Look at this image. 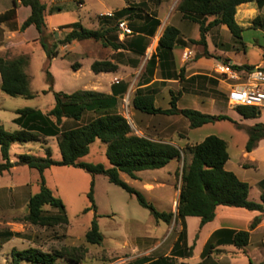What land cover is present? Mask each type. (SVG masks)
Segmentation results:
<instances>
[{
  "label": "trees",
  "instance_id": "obj_1",
  "mask_svg": "<svg viewBox=\"0 0 264 264\" xmlns=\"http://www.w3.org/2000/svg\"><path fill=\"white\" fill-rule=\"evenodd\" d=\"M25 6L31 7L30 16L24 21L21 30L34 25L39 31L41 43L47 58L59 56L60 45L69 44L75 40L93 39L100 41L103 46L114 50L131 49L139 55L145 53V47L138 44L145 42L146 38L153 37L161 24L159 18L150 13L142 14L144 3H131L128 6L114 12L113 17L100 16V27L92 29L85 27L80 22H75L69 27L71 30L64 37L57 38L50 31L46 22V3L43 0H20ZM160 3L161 0H151ZM255 2L258 8L264 7V0H180L177 10L185 19L197 22L200 27V38L191 42L206 45L207 33L214 27L226 25L231 34L240 39L243 26L237 21L238 6L243 3ZM81 3V2H80ZM126 18L132 33H138L134 40L120 41L119 26L117 21ZM212 17V19H209ZM137 20L143 22L136 25ZM253 26H264L260 15L253 19ZM180 39V30L174 25H167L158 40L156 51L148 59L145 69L149 83L154 76L155 68L163 67L164 63L172 58L174 45ZM135 44V45H134ZM206 54H209L208 52ZM29 57L21 55L8 58L0 53V73L2 77L1 90L9 96L33 98L30 78L26 73ZM138 66L139 60L133 62ZM91 69L95 73L116 72L119 64L109 59L95 60ZM49 80L52 76L47 71ZM172 75V74H170ZM180 81L183 88L189 90L187 85H192L197 79L215 80L207 75L198 74L189 78L185 76V69L181 68ZM120 90L113 88L112 94L91 89H79L71 93L64 91L54 92L55 102L52 108L44 112L33 107H23L16 110L17 117L14 123L19 129L10 131L0 124V148L2 162L0 172L8 171L14 163L11 161V147L16 142H41L48 137H55L61 152V160L52 157L50 148L46 149V156L39 157L30 153L18 155V163L27 165L41 173L40 191L31 195L28 201V214L26 220L34 225L54 227L68 223L65 205L61 198L56 197L52 190L46 186L43 173L52 166H71L95 175H104L111 183L117 184L131 194H135L143 206L149 208L154 217L170 224L172 220L180 219L183 224L179 240L175 244V251L181 247L184 240L186 225L184 219L187 216L201 218V226L212 221L216 216L219 205L230 207H242L248 210L264 212V179L260 182L262 188L261 201H253L249 198L250 184L241 180L233 171L226 168L230 155L228 143L217 135H208L201 142L185 147H178L170 142L153 140L145 136L136 135L133 132L129 120L119 112L118 96L122 95L128 87L127 83L120 84ZM142 84V83H141ZM144 84V83H143ZM179 96L172 95L170 107L162 108L155 103V94L150 88H138L132 100L135 109L148 114L175 115L180 114L190 122L191 128L200 127L206 123L219 120H232L225 114H209L194 108H182L177 105ZM244 118L252 119L260 115V110L251 106H238L235 108ZM91 113L92 116L83 122L84 116ZM65 119H72L77 124L71 128L63 129ZM80 122V123H79ZM249 138L246 150L252 151L258 142L264 139V123L258 122L247 128ZM101 140L107 144L106 156L110 167L102 163H89L80 159L90 151V145L95 140ZM186 153L191 155L187 159ZM183 160L181 171V183L176 212L160 211L152 203L147 201L142 193L124 181L121 173L131 178H136V173L143 170L160 169L172 160ZM91 206L96 209L94 202V181L89 192ZM46 206L57 208L56 213L45 209ZM255 219L248 230L221 229L216 231L207 243L203 255H207L213 248L212 241L218 236H223L221 241L232 243L243 248L250 241V229L258 224ZM20 232L10 229L0 230V247L14 237H20ZM86 240L91 244H101L104 234L96 221L86 232ZM264 247V246H263ZM193 246L182 255H192ZM80 257L71 252L61 250L45 251L39 247L29 246L23 249L13 248L9 264H80ZM148 264H171L166 257H160ZM189 264V263H183ZM200 264V263H199Z\"/></svg>",
  "mask_w": 264,
  "mask_h": 264
},
{
  "label": "rangeland",
  "instance_id": "obj_2",
  "mask_svg": "<svg viewBox=\"0 0 264 264\" xmlns=\"http://www.w3.org/2000/svg\"><path fill=\"white\" fill-rule=\"evenodd\" d=\"M131 3L138 4L137 0H129V4ZM62 5V10H57L52 14L47 13L46 15L47 26H56L58 28L55 31L56 35L58 33L55 36L57 38L64 37L66 31L63 30V27L74 22H81L85 27L95 29L96 15L100 11L107 8L122 7L125 3L124 0H86V4L82 6L80 1L64 0ZM145 5L143 12H141L142 14L149 11ZM100 14L101 12L98 14V18ZM260 16L264 22V12ZM252 21H250V25L247 24V21L242 22L243 31L240 39L234 37L229 30L212 31L208 39V51L211 54H206L208 51L204 50L205 52L202 55L212 60L214 59L215 66L203 72L210 74V78L217 83L210 79L202 78L197 79L192 85H187L190 93L199 95L201 99H215L213 108H210L207 104L199 103L197 101L198 97L190 99L192 98L190 96L182 99L179 107H195L198 110L203 109V111H209V113H217L223 109L220 104L229 106L225 93L226 86L223 83H221L220 88L217 86V84H220V80L215 70L218 63L216 58L221 55L223 61L234 60L235 63H245L251 66L264 62V26L254 27ZM173 23L175 25H183L179 19H174ZM191 26L193 28L190 31L199 37L198 26L194 23H191ZM198 50L201 51V48L198 47ZM200 55L197 52L193 59ZM150 56L151 54L140 56L137 59L140 60L139 65L137 67L130 66L131 68L126 72V78L130 82L133 84L138 82L145 72ZM74 60V57H59L54 62H51L47 59L46 53L42 48L37 49L32 55L30 64L26 67L29 73L31 91L35 96L33 98L12 97L3 93L5 98L2 97L0 101L12 108L20 105L41 109L44 112L49 111L55 102L54 92H74L82 89L83 83L87 80L84 77L81 80L76 79L72 75L73 69L70 65ZM47 71L50 72L53 82L49 80ZM131 100L132 98L121 99L118 109L129 120L133 132L136 134ZM170 100L171 96H169L168 102L166 99L161 98L156 105L164 108L170 107ZM260 113L261 121L259 122H262V120L264 121V109ZM11 114H13L12 110H6L1 116L7 129L15 126L9 121ZM91 116V113H87L83 122L87 121ZM181 116L185 122H188L186 117ZM178 118L181 117H167L162 114L149 118L147 121L149 124H153L154 135L166 136L165 133H159L158 131L173 127L177 129L184 127L183 122H180ZM75 125L72 121H66V123L63 121L62 128L68 129ZM231 128L234 130V139L231 142L230 151L233 159L240 161L242 151L245 149L249 138L248 126L244 119L243 121L237 119L233 125L223 120L215 121L206 125L203 129L193 131V135L202 137L204 133L209 131L226 135L227 130ZM236 130H238V133L235 134ZM180 135L183 136L184 134L181 133ZM47 148H50L54 159L61 160V152L55 137L45 138L42 143H13L11 161L14 166L8 171L0 172V230L10 229L21 234L20 237H14L0 247V264H9L13 248L23 249L29 246L39 247L45 251L61 250L71 252L75 256L80 257V264H126L128 257L132 254V247L137 244L149 247L155 241L161 242L163 245L152 254L153 257L163 254L166 247L173 240L177 232V226L181 227L180 222L175 218L170 224L163 220L158 221L149 208L140 204L135 194H131L121 186L111 183L104 175L92 176L76 167L57 165L46 169L43 173L46 186L52 190L56 197L62 199L69 220L68 223L54 227H43L27 221L29 198L40 191L42 178L38 170L18 163V155L30 153L35 156L45 157ZM106 149L107 144L97 139L90 145L89 153L80 160L89 163H102L110 167L111 164L106 156ZM186 155L187 159H190L191 155L189 153H186ZM0 162H2L1 148ZM174 164L172 163L170 166L173 167ZM182 166L183 160L181 159L175 175L162 172L161 176L175 183L176 181L179 182L181 181ZM242 170L238 172L239 177H249V181H257L264 176L263 168H244ZM122 179L134 188L138 185L137 181L126 174H123ZM92 181H94L96 209L86 210L92 204L89 198ZM252 185L250 198L253 201L260 202L259 191L261 186L256 182H253ZM165 190L164 193L159 195L155 192L148 194L138 191L158 210L169 212L172 209L174 189L167 187ZM45 209L52 213L58 211L57 208L50 206H46ZM192 218L197 219L195 216ZM93 221L97 222L101 232L104 234V240L99 245L91 244L86 240V232L92 227ZM125 243L129 244V246H125ZM255 257H259L258 254Z\"/></svg>",
  "mask_w": 264,
  "mask_h": 264
},
{
  "label": "crops",
  "instance_id": "obj_3",
  "mask_svg": "<svg viewBox=\"0 0 264 264\" xmlns=\"http://www.w3.org/2000/svg\"><path fill=\"white\" fill-rule=\"evenodd\" d=\"M43 1L46 3L47 6L45 11L46 15L47 13L52 14L57 10H62L63 8L62 2L64 0H43ZM76 1H80L82 6L86 4V0H76ZM179 2L180 0H161L160 3H153L150 2L149 0H137V3L146 4L145 5L146 9L149 10L148 13H150L151 15L153 14L161 21L160 24L161 27L159 26L156 31V34L158 35L155 34L154 35L155 37L154 36L148 37L146 38L145 42L143 41V43L138 44L139 48L142 47V45L146 46L145 53L143 55H139L133 50L127 48L114 50L111 47L103 46V44L100 41H96V40L90 41L93 39H86L80 41L75 40L69 44L60 45L59 56L51 59L50 61L54 62L59 57L62 58L74 57L75 60L70 65L71 68L73 69L72 75L76 79H80V80L82 79V77L87 78L86 82L83 83L84 85L82 89H91V90L102 91L107 94H112L114 87H116V90H120L121 86H118L119 82H121L120 84L127 83L128 84L127 90L122 95L118 96L119 103L121 99L126 100L132 98L133 100L135 92L138 88H150L155 94L156 104L159 102L161 98L166 99V101L168 102L169 96H171L172 99V95L174 94L179 96L177 102L178 107L182 99H185L186 97L190 96L192 97L190 99H194L195 97H198L197 101L199 103H202L204 105L207 104L210 106V108H213L214 106L213 103L215 102V99L206 98L205 100H203L199 95H194L190 93L189 90H185L183 88L184 83L180 81L179 74L181 68H184L186 78L198 74L209 76L210 74L203 71L207 69L208 70L212 69L215 66V61L214 59L212 60L209 57L202 55L205 51H208V39L211 36L212 31H217V30L228 31L229 29L226 25L223 24H220L212 28L207 33L206 45L191 42L192 39L200 38V36L198 37L197 34L194 35L193 32L190 31V29L193 28L191 26V23H194L196 24V26H198L199 34H200V27L197 22H194L189 19H185L182 16V14L177 10V6ZM124 3L125 5L122 7H116L112 9L107 8L100 12L101 13L107 11L115 12L117 10H120L128 6L129 0H124ZM31 12H32L31 7L23 5L20 0H0V53L7 55L8 58H15L21 55H26L29 57L28 64H30L31 62L33 53L39 48L43 49L41 43L39 42V35H40L39 31L34 25H30L27 29L21 30L22 24L30 16ZM263 12H264V7L258 8L255 2L243 3L238 6L236 18L241 25H243L242 23L243 21H247V24L250 25V21H252L257 15H260ZM98 14L96 15V25L94 27L95 29L99 28L101 25L100 17L98 18ZM174 19L181 20V23L183 25H175L173 23ZM120 20H125L127 22V25L130 27V23L125 17ZM118 22L119 20L117 21V23ZM142 22H143L142 20H137L136 25ZM169 24L176 26L180 30V39L173 47L172 58L167 62H165L163 67L157 66L155 68L153 79L149 83H145L147 82L146 81L147 75L143 73L142 76L139 78L138 82L136 84H133L132 82H130V80L126 78L127 76L126 72L131 67H137L134 66L133 62H135L138 59V57L149 54L152 55L156 51V48L158 46V40L162 35L165 27ZM70 25L63 27V30L66 31L65 34L71 30V28L69 27ZM48 28L52 32L58 30L56 26H52V27L48 26ZM57 35L55 32V36ZM118 37L120 41H126V43H128L129 41H132L136 37H138V33H131L123 36L120 34V30H119ZM198 47L201 48V51L198 50ZM187 51H191V56L189 58L185 56ZM197 52L200 53L201 55L193 59L194 55ZM208 53L211 54L209 51ZM101 59H109L114 62H117L119 64V69L116 72H101V73L93 72L91 69L92 63L95 60H101ZM221 60H222V56L218 55L216 61H221ZM230 61L234 62V60H230ZM26 73L29 75L28 70H26ZM116 79H118L119 81H116ZM218 79L220 80L219 82L220 84H217L218 88L221 87L222 85L221 83H223V85L226 86L225 93L227 98L228 85L220 78V76L218 77ZM1 84H2V77L0 73V99L2 97L5 98V96H3L4 92L1 90ZM220 105L222 106L221 108H223L221 110L224 111L220 110L217 113H209V111H203V109H199V111L209 114H225L231 117L232 120L234 121H236L237 119L243 121L244 119L248 127L253 126L254 124L261 121L260 115L256 118L248 119V118H244L235 108L226 106L224 104L223 105L220 104ZM19 108H23V106L19 105L12 108L9 105H6L0 101V124H3L5 126L3 120L1 119L2 113L6 112V110L13 111V114H11V116L9 117V121L12 125L15 126L10 127L11 129H7L5 126L7 130L14 131L20 128L19 125L14 123L13 121L14 118L17 117L16 110ZM132 108H133L132 113L134 116L133 117L134 127L136 130V134L139 136H145L158 141L170 142L178 147H184L186 144H191V145L197 144L202 140H204L206 136L214 134L223 138L228 143V151L230 155V158L226 163V168L228 170L233 171L239 177L238 172H241V170L244 168L264 169V139L260 140L258 146L252 151L248 152L245 148L242 151L240 161L234 160L232 153L230 151L232 146L231 142L234 139L233 128L227 130L226 135H224L223 133L221 134V133L209 131L208 133H204L202 137H196L193 135L194 133L193 131L197 129H203L206 127V125L210 123H206L197 128H191L189 120L188 122H185L184 118H182L181 115L163 114V116H167V117H174V116L181 117L178 118V120L180 122H183L184 127L182 129L181 128L177 129L173 127L170 129L158 131L159 133H163V134L165 133L166 136H162V135L156 136L153 134V131L155 130L153 128V124H149L147 119L162 114H148L141 112L135 109L133 104H132ZM179 108L182 109L187 107H179ZM192 108L195 109V107ZM262 111L263 110H261V112ZM66 121H70V122L72 121L73 124L74 123L77 124V122H75L72 119H65L64 123H66ZM223 121H227V123L230 125L234 124V122L231 120H223ZM261 123H264V121L262 120ZM181 133L184 135L183 136L180 135ZM236 133H238V130H236L235 134ZM172 163H175L173 167L170 166ZM178 166H179V161L172 160L169 164H167L163 168L153 169V170H143L137 172L136 173L137 177L133 178L135 181L138 182V185L135 188L140 191L146 192L148 194L155 192L158 195L164 193L167 187L173 188L174 191H173L171 211L176 212L181 181L179 182L176 181L175 183L174 181H170L162 177L161 173L165 172L170 175L171 174L175 175ZM123 174L125 173H121V177H123ZM240 179L250 184L251 187L250 191H251L253 187L252 185L253 182H256L259 185L260 182L264 179V176L258 179L257 181H249V177H245V178L241 177ZM261 193H262V188L259 191L260 201H261ZM250 196L251 195L249 194V198ZM192 217L193 216H187L184 219L186 225V231H185L184 240L181 242V247L179 249L175 251V244L179 240V236H180V232L182 231L183 224L180 219L178 220L176 219L177 221L180 222L181 227L179 228V226H177V232L173 240L166 247L162 255L157 257H153L152 255L157 249H159L163 245L161 244V242L155 241V243L149 247H144L143 245L137 244L135 247L131 248L132 254L128 257L126 264H148L160 257H166L171 264H183V263L264 264V247H263L264 246V212H260L256 210H248L242 207H230V206L219 205L216 209L215 218L212 221L204 224L203 226L200 225L201 224L200 217H197V219H193ZM255 219H258L259 222L256 225V227L250 229V241L248 245H246L243 248H240L232 243L221 241V239H223V236H218L217 238H214V240L212 241L213 243L212 250L206 256L203 255V251L207 243L209 242L212 235L216 231L221 229H231L236 231L248 230L250 228L251 223ZM125 246H129V244L125 243ZM191 246H193L192 255L180 254V252L185 253L187 249L190 248ZM257 254L259 257H255V255L257 256Z\"/></svg>",
  "mask_w": 264,
  "mask_h": 264
},
{
  "label": "built area",
  "instance_id": "obj_4",
  "mask_svg": "<svg viewBox=\"0 0 264 264\" xmlns=\"http://www.w3.org/2000/svg\"><path fill=\"white\" fill-rule=\"evenodd\" d=\"M100 16L113 17L114 12L107 11ZM118 26L121 35L132 33L125 20H119ZM185 56L189 58L191 51H187ZM215 70L228 85L227 102L230 107L251 106L260 111L264 109V62L251 66L221 60L216 64Z\"/></svg>",
  "mask_w": 264,
  "mask_h": 264
}]
</instances>
